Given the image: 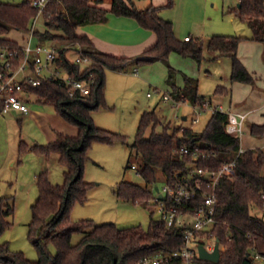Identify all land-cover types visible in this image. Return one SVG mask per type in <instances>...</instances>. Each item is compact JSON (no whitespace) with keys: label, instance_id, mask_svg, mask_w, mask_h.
<instances>
[{"label":"trees","instance_id":"obj_1","mask_svg":"<svg viewBox=\"0 0 264 264\" xmlns=\"http://www.w3.org/2000/svg\"><path fill=\"white\" fill-rule=\"evenodd\" d=\"M103 0H52L42 16L45 28L35 27L38 10L30 0L21 3L0 1V44L13 47L22 43L7 36L12 28L24 32H33L40 42L81 44L85 52L95 59L91 65H82L68 57L71 48L61 50L58 64L70 75L78 79L91 76L95 84L86 94L70 96L68 88L55 80H44L38 86L27 88L28 95L34 101L52 105L66 121L77 126L76 135L59 132L57 138L46 144L29 145L21 141L20 153L32 150L39 154L55 153L65 167L64 182L53 184L48 170L37 175L39 191L32 205V220L29 223V237L38 252V259H28L22 251H13L7 242H0V261L6 264H138L145 256L157 253L168 254L182 248L186 240L187 226H168L160 217L155 218L154 204L150 202L153 191L148 185L128 180L118 183V197L136 203L145 202L152 208L150 223L142 226L120 228L113 222L98 224L92 219H83L77 223L70 220L75 203H84L88 199L91 183L85 181V162L87 150L93 142H127L120 133L96 125L93 112L106 107V69L126 70L131 66L157 60L168 61L172 51L184 56L194 57L199 63L207 47L216 53V57L228 55L232 60L231 79L253 83L255 78L238 56L242 36L212 35L207 43L199 38L179 39L173 22L159 15L161 6L151 5L140 9L132 0H112L111 8L98 4ZM172 5V0L168 1ZM238 16L247 21L253 30V39L264 42V0H240ZM133 17L143 27L152 30L156 43L137 57H118L94 48L86 35L78 28L90 23L106 22L109 14ZM19 60H16V64ZM174 69L171 68L168 80L172 82ZM170 94L181 101L192 103L207 99L199 95V80L185 75L184 84L179 87L171 83ZM229 91L219 85L217 93ZM29 101H33L29 99ZM0 103V107H1ZM228 114L215 112L211 115L203 131L192 128L162 124L155 110L145 111L140 118L133 147L142 158L140 173L148 184L157 181V170L161 169L166 178L173 179L176 173L187 172L191 168L204 167L217 169L224 162L237 157L235 173L224 175L217 186L218 203L215 217L217 222L208 230L197 232L202 239L219 238L221 256L218 261L197 257L195 264H264L255 258L254 249L264 255V216L253 210H264V148H248L240 152L241 138L226 132ZM151 128L149 136L147 130ZM253 134L264 133L263 125H253ZM181 145L198 147L207 154L198 159L180 156L176 148ZM202 197L192 204L191 211L202 204ZM13 196L0 199V234L9 227L7 219L15 210ZM75 234H81L73 241ZM56 247L53 253L51 246ZM184 260L175 258L162 264H179Z\"/></svg>","mask_w":264,"mask_h":264},{"label":"rangeland","instance_id":"obj_2","mask_svg":"<svg viewBox=\"0 0 264 264\" xmlns=\"http://www.w3.org/2000/svg\"><path fill=\"white\" fill-rule=\"evenodd\" d=\"M0 1L21 3L25 0ZM155 1L161 6L159 15L172 21L176 34L182 35L181 37L187 33L194 39L199 38L205 45L215 34L242 36V41L245 43L254 42L251 38L253 30L250 24L237 14L240 0H172V5H168L169 0ZM105 2L108 5L109 0ZM135 2L138 8L143 9L147 0H135ZM35 27L39 30L45 28L42 16L37 18ZM25 35L24 31L15 28L7 34L8 37L22 43L25 42ZM253 52L256 53L257 50ZM68 57L74 61L77 52L71 50ZM203 57L199 63L194 57L172 51L168 61L160 60L137 66V74L133 72L135 70L133 66L128 72L106 69L107 106L94 111L93 118L99 127L125 135L127 142L117 140L113 143L93 142L90 145L87 150L84 179L92 185L88 192V199L84 203L74 204L70 213V220L73 223L92 219L98 224L113 222L120 228L149 226L152 208L145 202L136 203L118 197L117 185L122 180L148 185L150 189H156V186L162 188L165 184L166 177L161 169L157 170V181L150 184L140 173L142 158L134 149L133 142L141 115L145 111L155 110L160 116L162 124L157 127L158 131H161L163 125L168 123L182 128H192L195 131L205 129L212 115L211 112L204 111L196 114L190 100L174 105L173 101L164 100L162 97L163 92L167 94L172 92V82L181 87L184 84V76L190 75L198 78L199 92L211 97V100L218 104L219 98L214 93L222 77L227 76L224 73L228 72V68L225 70L224 65L215 62L210 57L207 47L204 49ZM228 58L224 60L228 62ZM251 67L254 68V66ZM171 68L174 69L172 82L168 80ZM262 78L264 79V76ZM149 93L152 96H148ZM29 99L34 101L35 97L32 96ZM227 103L226 100L225 104ZM51 114L58 120L57 123L49 120L52 127L69 135L77 134V126L55 115L53 111ZM19 115L13 112L0 113V199L11 195L15 202L14 213L7 218L10 225L0 234V242H7L11 250L22 251L28 259L36 260L38 252L28 234L29 223L32 220V205L39 195L36 178L42 171L48 170L52 183L62 184L65 167L58 161L57 154L46 157L32 150L20 153L21 139L31 145L46 144L55 139L56 135L54 130L41 131L39 116L18 117ZM184 116L188 118L184 119ZM197 116L199 120L195 121ZM250 127L249 124L246 126L244 135L241 137L242 144L245 146L248 138L249 140L252 137L258 138L253 136ZM72 130L75 133H71ZM150 133L151 128L147 130L146 135L149 136ZM51 134L53 138H50ZM132 164H135L137 168H132ZM253 213L264 216V210L261 209L255 208ZM153 216L158 218L160 214L155 211ZM80 237L81 234H75L73 241H78ZM204 242L209 241L204 240ZM51 250L53 253L57 251L54 245L51 246ZM0 264L6 263L0 261ZM179 264H187V262L183 261Z\"/></svg>","mask_w":264,"mask_h":264},{"label":"built area","instance_id":"obj_3","mask_svg":"<svg viewBox=\"0 0 264 264\" xmlns=\"http://www.w3.org/2000/svg\"><path fill=\"white\" fill-rule=\"evenodd\" d=\"M38 10L37 18L43 13L52 0H30ZM36 18V20H37ZM34 33L30 35L26 42L18 46L0 44V113L5 114L11 111L30 113L29 95L27 88L38 86L44 80H55L59 84L68 88L69 95H86L95 84V79L91 76L88 79H78L70 75L62 66L58 64L61 50L71 48L77 52L74 60L82 65H91L95 59L85 52L81 44H57L55 42H34ZM185 40H190V36H185ZM16 60L19 62L16 64ZM150 95V93H149ZM165 100L173 101L174 105L181 104V100L176 99L170 93H164ZM195 113L199 114L209 111L211 114L222 112L228 114L226 132L242 137L246 113L233 112L225 108L221 103L215 104L207 98L202 103L191 104ZM199 117L195 118L198 121ZM176 153L180 156H191L198 159L207 153L198 147L181 145L176 148ZM244 151L241 147L240 152ZM236 159L224 162L217 169L195 167L187 172L176 173L173 179L165 178V184L158 190L152 189L153 197L150 202L154 204L155 210L160 214V218L166 221L168 226H187L186 240L182 248L168 254L157 253L152 256H145L138 264H162L175 258H181L187 264H195L199 257V244H204L207 250L213 251L216 238L202 239L197 232L211 228L216 222V206L218 203L217 186L220 178L224 175L235 173ZM132 168H137L132 164ZM202 197V204L192 211V204ZM204 240L209 242L205 243ZM255 258L264 261V255L254 249Z\"/></svg>","mask_w":264,"mask_h":264},{"label":"crops","instance_id":"obj_4","mask_svg":"<svg viewBox=\"0 0 264 264\" xmlns=\"http://www.w3.org/2000/svg\"><path fill=\"white\" fill-rule=\"evenodd\" d=\"M132 2L135 4V6H137L135 0H132ZM156 3L157 2L155 0H147V3L146 5H144L143 9L151 5L160 6ZM98 5L109 9L111 8V0H109L108 5L106 4L105 0L100 2ZM78 32L81 35H86L92 42L95 49L118 57L140 56L146 50L151 48L157 41L156 34L152 30L143 27L133 17L116 15L114 13L109 14V18L106 22L90 23L87 25L80 26L78 28ZM25 34L26 37L24 36V41L26 42L30 33L25 32ZM178 35L176 34V36L179 39H184L185 36L192 37L190 34L187 33L183 34V37H181L182 35L179 36ZM33 41L37 42L38 39L34 36ZM252 41L254 42L251 43L249 42L248 44L247 42L245 43L244 41H241L239 43L238 56L241 59V61L244 63V65L247 67V69L253 74L255 78L253 83L233 81L231 79L232 60L230 56L221 55L216 57L215 52H213L210 49H208V51L210 57L213 58L215 62L220 63V65H224L225 70L226 68H228L227 70L228 72L225 71L224 73L227 76L222 77L221 83L217 84V86L223 85L227 87L229 91L223 93H217L215 90L214 95L218 96L219 98V100L217 99V101L223 104L225 108L227 107L228 110H231L233 112L246 113L247 117L244 124V130L246 129V126L249 124V126H251L250 130L253 134V130H252L253 125L264 124V79L262 78L264 76V42L257 40H252ZM255 50H257L256 53L253 52ZM243 52H245V54H243ZM226 57H229L228 58L229 61L227 60L228 62L224 60L226 59ZM251 66H254L255 69ZM130 68L131 67H129L126 70H120V71L128 72ZM133 68H135L133 72L137 74L138 67L133 66ZM163 95L164 92L162 93V97ZM199 95H203L206 98L212 99L211 97L201 94L200 92ZM148 96H152V95L148 94ZM226 100L228 101L227 104H225ZM33 102L36 101H29L30 113H22L20 111H11V112L15 114H20L18 117H20L21 115H22L21 117H23V115H28L30 117L39 116V124L40 126H42L41 131L51 132L54 130V133L56 135L55 139H56L58 133L63 131H59V129L52 127L50 125L49 120H54L57 123L58 120H56L55 116L51 114V111H53L55 115L56 114L59 115V114L52 105L44 104L41 102H37V103H33ZM49 116H51V118ZM183 118L187 119L188 117L184 116ZM71 133H75V131L72 130ZM253 136H258V138L254 139L252 137L250 138V140L248 138L246 146L242 144V138H241V147L244 150L248 148H264V133L261 135L253 134ZM50 138H53L52 134ZM21 141H24L27 144H29L27 141L21 139L19 145ZM34 144H40V143H34ZM52 154L50 155L43 154V155H45L46 157H50ZM58 161H59V156H58ZM23 187H25V185H23Z\"/></svg>","mask_w":264,"mask_h":264},{"label":"water","instance_id":"obj_5","mask_svg":"<svg viewBox=\"0 0 264 264\" xmlns=\"http://www.w3.org/2000/svg\"><path fill=\"white\" fill-rule=\"evenodd\" d=\"M156 190L159 189L158 186L155 187ZM199 250V257L202 259H208L212 261H218L221 256V248H220V240L219 238L216 239V244L213 251L207 250L204 244H199L198 246Z\"/></svg>","mask_w":264,"mask_h":264}]
</instances>
